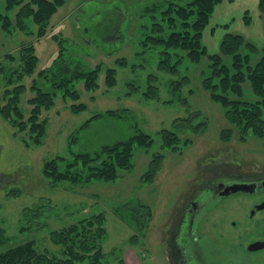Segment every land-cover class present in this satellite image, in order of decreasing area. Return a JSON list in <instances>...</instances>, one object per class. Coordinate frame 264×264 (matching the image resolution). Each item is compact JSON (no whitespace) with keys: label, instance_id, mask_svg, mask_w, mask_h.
Here are the masks:
<instances>
[{"label":"rangeland","instance_id":"rangeland-1","mask_svg":"<svg viewBox=\"0 0 264 264\" xmlns=\"http://www.w3.org/2000/svg\"><path fill=\"white\" fill-rule=\"evenodd\" d=\"M258 1L223 0L217 5L203 32L202 41L209 53L217 51L227 32L242 35L259 50L264 48ZM144 2L64 0L42 37L37 36V26L30 20L27 25L28 31H33L31 36L19 29L9 36L0 28V67L6 70L18 67V50L23 43L35 47V73L46 69L59 53V42H65L67 53L84 66L100 68L95 91H85L81 81L76 84L79 102L86 105L84 111L72 113L69 99L64 100L58 94L52 109L42 112L40 119L47 122L40 144L25 145L22 141L25 133L17 132L0 116V253L14 245L32 242L41 251L57 254L61 247L51 243L53 232L102 212L105 217V234L100 243L104 254L102 264H169L164 242L169 237L166 231L173 221L175 202L193 180L199 179L200 172L201 177L209 176L205 172L211 162L208 158L217 162L215 157H220L238 163L241 173L264 169L262 140L251 133L241 140L236 128L227 122L222 106L211 101L209 93L202 88L201 80L208 66L206 57L198 64L183 62L175 75L157 69L161 47L142 43L145 34L139 22L149 23L146 16L138 17ZM244 14L250 18L249 23L244 22ZM108 68H114L116 75L115 85L109 88L105 85ZM149 74L157 78L153 82L157 98L143 94ZM180 77H188L189 84L179 93H173L169 83ZM34 78L35 74L24 79L26 92L21 97V109L25 118L30 110L26 101L32 96L28 89ZM5 89L0 75V106L5 103L2 99ZM117 109L130 111L129 118L93 121L90 128L82 131L79 141L75 145L71 141L74 146L69 147L72 134L84 121L95 113ZM190 121L193 126L206 122L205 132L193 133ZM180 124L186 126L182 131ZM135 126L155 141L147 149L136 147L131 170H119L118 177L111 182L94 180L56 187L49 184L42 169L45 161L55 156L70 158L71 150L95 152L106 142L128 138ZM163 128L178 132L181 138L191 140V144L177 153L162 151L165 159L160 171L152 182L143 183L149 155L161 152L155 134ZM228 128L233 129V134L229 141H223L220 133ZM138 206L142 209L141 213L137 209L140 215L135 220L134 208ZM27 209L32 211L29 215ZM241 230H232V234L226 233L222 239L214 231L212 240L219 247L229 248ZM263 257L264 253L251 256L255 263L262 262ZM211 259L214 264H224L216 256Z\"/></svg>","mask_w":264,"mask_h":264},{"label":"trees","instance_id":"trees-1","mask_svg":"<svg viewBox=\"0 0 264 264\" xmlns=\"http://www.w3.org/2000/svg\"><path fill=\"white\" fill-rule=\"evenodd\" d=\"M222 2L223 0L144 2L138 17L144 19L146 16L149 23L139 20V27L145 34L142 43L149 42L153 46L161 47L157 69L170 75L178 74L183 62L198 64L206 57L208 66L201 80L202 88L209 93L211 101L222 106L227 122L236 128L241 140L245 138V134L251 133L261 139L264 146V48L259 50L242 35L229 32L223 35L214 53H209L202 41L203 32L209 25L215 8ZM63 4L64 0H0V28L9 36L16 29L31 36L33 31H28L27 25L30 20L37 26V36L42 37L52 15ZM257 8L264 28V0L258 1ZM244 15V22L249 23L250 18ZM166 28L168 33H165ZM64 44L65 42H59L60 50L56 58L49 67L37 73V57L32 43H23L20 46L18 67L9 70L0 67L2 81L6 84L2 97L5 103L0 106V116L17 132L25 133L24 137L28 138H22L25 145L41 143L47 121L41 120L40 116L43 111L52 109L58 94L64 100L69 99L71 112L78 114L86 109V105L79 102L80 93L76 84L83 82V89L87 92L95 91L98 87L99 66H84L80 60L67 53ZM34 74L35 78L30 82L28 89L32 96L26 101L30 110L25 118L21 109V97L26 92L24 79ZM115 77V69L108 68L105 77V85L108 88L115 85ZM156 80L155 75L147 76V89L143 93L145 97H158L153 85ZM188 84V77H180L169 83L173 93H179L181 88ZM133 89L136 88H130L131 91ZM129 116L130 111L126 109L95 113L74 131L69 147L79 141L82 131L90 128L93 121L122 120ZM189 125L193 133L205 132L206 122L193 126L190 121ZM180 127L182 131L186 126L180 124ZM232 134L233 129L228 128L221 131L220 138L229 141ZM155 135L160 141L161 152L149 155L147 169L142 176L143 183H150L155 179L165 159L164 151L177 153L181 147L191 144L188 138H181L178 132L166 128L159 130ZM154 141L151 135L135 126L128 138L106 142L95 152L83 150L76 153L71 150L70 158L55 156L45 161L43 173L52 187L64 183L87 184L94 180L111 182L116 180L119 170H131L134 167L133 156L136 147L147 149ZM139 207L141 206L134 208L135 220L140 215L138 210L141 213L142 208L138 209ZM36 208L38 212V207ZM27 210L29 213L26 215H29L32 211ZM147 212L146 216H151L150 209ZM104 223L102 212L93 213L52 233L51 243L61 247L57 254L47 250L41 251L32 242H27L1 252L0 264H102L104 254L100 243L105 234Z\"/></svg>","mask_w":264,"mask_h":264},{"label":"flooded vegetation","instance_id":"flooded-vegetation-1","mask_svg":"<svg viewBox=\"0 0 264 264\" xmlns=\"http://www.w3.org/2000/svg\"><path fill=\"white\" fill-rule=\"evenodd\" d=\"M215 158H208L209 176L200 172L175 202L164 242L168 262L214 264L216 256L224 264H264V257L259 263L251 258L264 253L258 248L264 243V169L241 173L238 163ZM240 228L244 235L237 234L229 248L212 240L214 231L222 239Z\"/></svg>","mask_w":264,"mask_h":264},{"label":"water","instance_id":"water-1","mask_svg":"<svg viewBox=\"0 0 264 264\" xmlns=\"http://www.w3.org/2000/svg\"><path fill=\"white\" fill-rule=\"evenodd\" d=\"M261 247H264V243H259V247L258 248H261Z\"/></svg>","mask_w":264,"mask_h":264}]
</instances>
